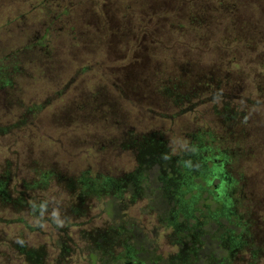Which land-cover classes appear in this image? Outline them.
Returning a JSON list of instances; mask_svg holds the SVG:
<instances>
[{
	"label": "rangeland",
	"instance_id": "obj_1",
	"mask_svg": "<svg viewBox=\"0 0 264 264\" xmlns=\"http://www.w3.org/2000/svg\"><path fill=\"white\" fill-rule=\"evenodd\" d=\"M49 2L0 0V60L34 45L52 62L31 54L23 75L1 74L12 83L1 87L0 180L8 172L7 190L19 193L25 181L51 177L28 198L25 222L0 213V264H31L36 251L40 264H65L63 246L73 264H90L92 248L97 264H264V67L256 65H264V0ZM185 67L215 73L245 118L228 129L214 108L225 100L209 93L178 105L166 98ZM130 79L138 91L124 88ZM197 157L208 158L205 168ZM215 165L230 196L200 174ZM108 180L117 189L103 187ZM35 202L42 213L29 216ZM220 210L227 219L213 217ZM110 227L104 237L121 233L118 241L102 244L97 234L87 243ZM229 235L246 240L232 256V242L220 240Z\"/></svg>",
	"mask_w": 264,
	"mask_h": 264
},
{
	"label": "trees",
	"instance_id": "obj_2",
	"mask_svg": "<svg viewBox=\"0 0 264 264\" xmlns=\"http://www.w3.org/2000/svg\"><path fill=\"white\" fill-rule=\"evenodd\" d=\"M45 1H46V3H50L49 0H45ZM44 6L46 7L45 3H44ZM45 7L42 10V12H43L42 13V17L51 21L52 14L49 11L46 12L45 11ZM18 14H19V16H17V17L15 16L14 20L20 21V19H22V17H23L21 9H18ZM198 19L199 18L197 16H194V25L204 26L205 25L204 20L200 21ZM52 22H54V21H52ZM24 31H27V29L24 28ZM28 34H27V36H28ZM258 34L259 35L260 34L263 35L264 31L262 30ZM252 43H253V39H251V41L249 42L250 45H248V47H251ZM27 48H31V51L25 52V53L24 52L23 53L18 52L17 54H13V55L6 54L0 60V89L2 90V92H0V98H3V100H2L3 106H4L5 100H7L6 99L7 96H6V94H4V90L1 87L6 86V85H10L12 83V80L11 79H6L4 77H1V74L6 73L8 71H11L13 73H16L17 76L23 75L25 73L26 66L33 62V59L30 58L31 54H35V60L38 59L39 61L44 63V65H46V66L52 65V62L50 61L51 58L48 55L47 51L46 52H44L43 50L39 51L38 49H36L34 47V45L27 46ZM246 50H247V52H245L246 54H251L249 52V48L248 49L246 48ZM44 61H48L49 63H45ZM8 62H10V63L8 64ZM231 62H234V61H231ZM7 65H9V66L6 67ZM256 65L257 66L261 65L262 68L264 67L262 60L259 63H258V60H257V64ZM181 70L182 71L180 72L179 76L174 81L176 83H174V84H172L170 86H165V89L163 90L162 93H163V95L166 98L174 99L177 102V105H178V104H180L182 102L183 103L184 102H188L192 98L197 99L199 97H202L203 94H205V93L208 94L209 93L210 95H212L211 99H210L211 101H214V99L221 100V101L225 100L223 108L219 109L217 106H214V108L216 109V111H215L216 115H218V116L221 115V117H223L226 122H229V124H226L228 129H231L232 121H235V119L238 120L237 116L238 117L243 116L245 118V114H243V113H245V111H243V113H241V114H238V113H236L233 110L234 108H232L231 104H229L230 99L232 97H231V95L228 92L225 93V92L222 91V82L220 80L216 79L215 73H212V71H210V70H208V72H206V73H203L201 71L196 76V74H194V73H196L195 70H194V73H193V71L188 70V68L181 69ZM193 75H194V80L192 81L191 78L193 77ZM131 76H133V75H131ZM258 83H260L258 85V89L260 90V92H262L264 90L263 87H262V85L264 86V83H263V81H258ZM241 84L242 83L239 82L237 85L240 86ZM134 85L136 86L137 83H135V81L132 82L131 79L127 83L123 84L124 88H126L128 90V92H130V91L131 92L138 91L137 87L135 88V90L132 89V87ZM187 85H191L193 87V91L189 90V89H185ZM155 89H156L157 92L160 91L158 86ZM232 90H234V89L232 88ZM235 98L236 97H234L232 99H235ZM249 103L250 102H248V104ZM5 108L8 109L7 105H6ZM3 112H4V114H2L3 115L2 119H6V120H2L1 123H3V122H8L9 123L10 120L5 116L6 109H4ZM233 130H235V132H237L236 129H233ZM210 137H212L211 138L212 140L214 139L213 136H210ZM201 138H203V137L201 136ZM198 140H199V138L197 139V141ZM153 141L154 140H152V142ZM146 142H145V144H146ZM144 159H146V158L144 157ZM196 161L201 162V164H203V168H205L206 167L205 165H206V163L208 161V158L202 159V160L201 159L198 160V157H197ZM213 164H216V163L213 161ZM214 168H216V165L214 166ZM6 170H9V168H7ZM34 170H36V169H34ZM200 174L201 175H205V177L208 176V175L210 177H212L210 175L211 173H208V171H206V169H203ZM49 175L50 174H47V176H46V174L44 173L42 176L37 175L36 179L33 178L30 181H25L22 184L23 189H21V191L19 193H17V192L13 193V191L11 192V191L7 190V184L9 182V178H7L8 177V172H7L6 177L2 178L4 180H0V213H2V212L4 213V214H2L3 218H7L8 216L11 217L12 215H14L15 219H17L18 222H25L24 221L25 218L23 217L24 218L23 219V218L20 217V212H22L24 207H26L28 205V203H27L28 198L31 199L33 197V195H34L36 190L44 189V187L41 188L40 186L49 185V179L51 177ZM215 178H218V181H221V183L224 182L222 178H219V177H215ZM84 182L87 183V187L85 186L86 188L91 187V182L88 179H84ZM108 182H109V180H108ZM104 184L107 185V183H104ZM209 185L210 184L208 182L207 186H209ZM117 186L118 185H114V189H117ZM207 188H210V187H207ZM211 189H212V186L210 188V191H211ZM215 200H216V198H215ZM40 204H43L42 201L40 202ZM36 205H37V203L35 202L34 203V207L30 210V213H32V214L29 215V216H36L37 214H41L42 213L41 208L37 207ZM109 206L110 207L107 208V211L111 212L110 213L111 216L115 215L116 214V204H113V203L109 202ZM221 213H223V212H220V215H218V217H224V218L226 217V219H227V215H226L227 213H224V214H221ZM1 220H3V219H1ZM25 229L28 232L31 231V227L29 226V224H28V226ZM104 232H113V231H112L111 227L109 229H107V231H106V229L104 231H96L94 233L92 239L87 237V243H94L95 242L94 240H95L97 234L101 238L100 241L102 242V244L105 243L104 241H106L108 244H111L112 242L115 243V241H118L120 239V237H121L120 236L121 233H117V234L114 235L115 237H113L112 239H110L109 237H112L113 234H111V236L106 238V237H104ZM227 232H228V230H227ZM224 236H226V235H224ZM223 237L220 238L222 243H223ZM88 239H90V240L88 241ZM123 239L126 240L127 242H129V239H127L126 237H124ZM245 242H246V240H245ZM12 245H14V244H12ZM21 247L22 246H20L19 244L14 245V249L22 250ZM195 251L196 250H195V247H194V253H195ZM70 252H72V251L68 250L64 246L62 247L60 260L64 259L65 262H63L61 260L63 263H65V264H68V263L73 264V261H70L71 259H69L70 256H71ZM97 253H96V251L93 248L90 249V253L87 256L88 257L87 260L90 262V264H97V258H98ZM258 253H259V250H258ZM257 255H258L257 253H254L253 256H257ZM42 258H43V252L42 251H36V253L32 252L30 257L28 258V263H31V264H37L38 263V264H40L39 262L42 260ZM134 263L137 264L138 262L134 261Z\"/></svg>",
	"mask_w": 264,
	"mask_h": 264
},
{
	"label": "flooded vegetation",
	"instance_id": "obj_3",
	"mask_svg": "<svg viewBox=\"0 0 264 264\" xmlns=\"http://www.w3.org/2000/svg\"><path fill=\"white\" fill-rule=\"evenodd\" d=\"M192 166H194V165H192ZM208 173H211L210 175H211L212 177H214L212 171H210V172H208ZM223 183H224V182H223ZM223 183H222V184H223ZM114 185H117V184L115 183V181H110V182L107 181V185H103V187H106L107 190H110V191H111V190H112V187H113ZM224 185H225V188H226V187H229L227 184H224ZM229 188H230V187H229ZM92 190H98V188L95 187V186H93V188H90V189H89V193H90ZM231 193H232V192H231ZM230 195H231V194H228L227 196H230ZM193 199H194V197H193ZM193 199L191 200V202L193 201ZM224 208H226V207H224ZM225 210H226V209H225ZM223 211H224V210H220V211H218V213H214L213 217L216 219V217H218V215H220V212H223ZM227 211H229V210H227ZM186 212L192 214V213H193V210H188V211H186ZM221 214H224V212L221 213ZM227 214H228V213H227ZM227 214H226V215H227ZM216 215H217V216H216ZM227 217H228V215H227ZM230 236H232V235H229L227 239H226V238H223V245L226 244L228 241L232 242V244H233V248L230 247V253H229V254L231 255V253H232L233 251H238V250L241 248L242 244H243L244 241H245V238H244L243 236H239V237H238L239 239H237V238H235V236L232 237V238H230ZM193 242H194V240H193ZM226 247H227V246H226ZM227 248H228V247H227ZM231 256H232V255H231ZM124 263H125V264H135L133 260H127V261H125Z\"/></svg>",
	"mask_w": 264,
	"mask_h": 264
},
{
	"label": "water",
	"instance_id": "obj_4",
	"mask_svg": "<svg viewBox=\"0 0 264 264\" xmlns=\"http://www.w3.org/2000/svg\"><path fill=\"white\" fill-rule=\"evenodd\" d=\"M217 168L218 169H216V171L213 172V176L222 178L224 183H225L226 178L223 176L225 174L224 171H223L224 170V166H218ZM219 191H220V194H226L227 195V192H226L224 184H222V186H221Z\"/></svg>",
	"mask_w": 264,
	"mask_h": 264
}]
</instances>
